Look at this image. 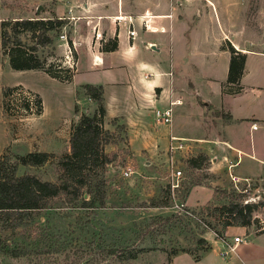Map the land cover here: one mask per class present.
Masks as SVG:
<instances>
[{"label":"rangeland","instance_id":"rangeland-1","mask_svg":"<svg viewBox=\"0 0 264 264\" xmlns=\"http://www.w3.org/2000/svg\"><path fill=\"white\" fill-rule=\"evenodd\" d=\"M57 1L0 0L3 19L8 20L7 48L15 42H21L29 47L35 44L34 53L40 60L67 66L68 62L63 63L66 59L64 53L69 51H67V44L60 43L61 38H59L62 28L49 30L50 39L46 43H36L37 37L30 29H24L17 24L16 28L13 27L16 19L50 16L53 11L55 12ZM81 1L75 0L74 6L72 5L76 12L81 8ZM98 1L101 5H108L111 2V0ZM212 1L214 9L219 12L225 8L233 10L238 6L242 7L240 2L225 7L226 3L234 0ZM257 7V0H249L246 15L254 23H257L258 16H261ZM63 10L64 13H68V7L66 9L64 7ZM204 10H206L205 15L210 17L212 7L207 4ZM78 28V31H85L84 21H80ZM64 31L68 33V36L70 35L67 29L64 28ZM205 36L208 37V34ZM212 36V34L209 35L210 38ZM211 41L212 39L209 43ZM229 42L228 44L233 46L230 40ZM70 47L72 48L71 59L74 61L73 72H77L80 68L79 75L69 80L71 82L51 78L39 70L13 69L8 61H3L4 57L0 51V146L5 139L9 142L0 153L9 151L17 155L31 147H49L46 143L49 137L56 136L57 142V148L51 147L49 150L52 153L50 160L39 165L19 164L18 174L30 172L43 179L57 180L60 169L58 159L69 146L67 128L63 126L58 129L61 126L59 124L70 123L75 118V108L79 115L92 113L93 109L90 108L92 106L96 108V102L87 98L86 90L80 84L86 80L84 60L87 46L84 42H78L75 49L71 44ZM254 63L264 69V59H258ZM15 84L33 93L36 92L30 88L40 93L43 101V112L40 117L36 116L37 113L23 110V105H18L17 111L6 107L10 104L14 106L19 95L17 90H14L3 96L1 89L6 85ZM120 122L119 120L117 123L120 124ZM103 126L111 130L110 137L116 138V142L111 139L104 145L107 152L116 153L115 159L107 165L105 171L107 183L104 201L88 205L87 200L90 195L85 192L75 198H71L70 195H61L53 198L50 206L0 217V244H2L0 245V264H222L224 260L237 258L240 255L248 259L243 251H238L240 255L236 252L230 255L212 252L199 263L186 253L188 251H182L186 249L193 254L202 253L201 246L196 242L202 226H197L194 216L189 223L184 216V208L188 207L199 214L200 206L205 202L196 206L186 205L183 193L185 185L189 182L208 184L212 177H217L207 168L211 162L210 157L202 161L198 167L189 166L187 158L200 153V148L194 149L191 140H184L189 152L179 155V160L174 164L181 173L179 187L172 188L170 185L172 174L168 168L167 157L165 160H154L143 150L134 153L124 129L111 124L109 120L104 121ZM253 132L257 146L263 147L264 125ZM251 138L253 139L246 129L243 141L249 142ZM219 158L222 159L220 156ZM233 159L231 158L229 162L234 161ZM226 161L224 159L222 163ZM125 166H130L132 170L128 175L122 172ZM260 166L257 158L245 153L240 158L239 164L232 168L234 173L254 171L250 178L241 177L236 187L228 175L229 171L224 169L221 174L222 177L227 178V184L225 187L215 185L219 188L241 190L243 194L239 200L257 203L252 210V222L249 225H243L246 232H254L264 227V177ZM219 177H221L220 174ZM227 194L218 190L212 200L216 203L227 202L229 199ZM151 197H160V200L169 199L172 204L169 206L146 205L149 204ZM173 212H180L184 219L180 221L176 219L175 223L172 220L173 224L162 222L160 219H153L150 222L154 216H168ZM243 237L244 240L250 238ZM262 242H264V235L253 239L252 244L250 243L246 248L253 253ZM191 252L189 253L192 254Z\"/></svg>","mask_w":264,"mask_h":264},{"label":"crops","instance_id":"crops-1","mask_svg":"<svg viewBox=\"0 0 264 264\" xmlns=\"http://www.w3.org/2000/svg\"><path fill=\"white\" fill-rule=\"evenodd\" d=\"M74 1L58 0L54 8L56 14H67L63 8L73 7ZM81 2L78 12L75 8H72V12L82 16L74 26L67 24L66 29L70 37L87 46L84 60L86 80L80 84L101 85L104 121L118 117L125 124L131 150L134 153L143 150L154 160L169 159L167 144L170 133L191 140L194 149L199 147V152L210 157L207 168L217 177H212L208 184L193 183L184 197V204L196 206L212 200L215 185L225 187L227 184V178L222 177L221 171L225 169L234 173L233 168L245 153L257 158L264 177V146H257L253 134V131L264 125V69L254 63L264 59L263 0H257V11L261 13L257 23L247 18L249 0L226 3L225 7H228L240 2L242 7L233 10L225 8L221 12L214 9L212 0H111L108 5H101L98 0ZM207 4L212 7L210 17L205 15ZM144 13L149 15V22L157 26V30L142 27L139 16ZM119 15L133 18L136 31L133 39L126 35L127 17L125 21L118 20ZM2 19L3 13L0 11ZM81 20L85 23L84 32L78 31ZM95 22H98L103 32L104 40L94 38L92 25ZM211 34L212 38L209 37ZM114 36L117 37V47L102 50L101 44ZM229 40L245 48L242 50L245 62L240 77L241 89L237 92H232L227 83L231 56ZM244 41L248 45L245 46ZM60 43L64 41L61 39ZM96 55L98 59L94 60ZM2 56L3 61L7 62V55L2 53ZM31 69L55 78L41 68L18 70ZM79 73L80 68L73 77L76 78ZM30 89L41 97L38 91ZM87 98L91 100L89 96ZM170 98L177 100L173 104L172 120L170 123L160 122L155 116V108L165 107ZM90 108L94 110L95 106ZM42 112L43 101L42 111L36 116L40 117ZM77 116L75 113L70 123L59 124L61 126L58 129L63 126L67 128L68 140L71 124ZM254 121L257 123L256 128L251 127ZM246 129L253 137L249 142L243 141ZM55 139L56 136L48 138L46 143L49 147H31L26 151H49L51 147L56 149ZM7 143L5 139L0 151ZM68 150L69 146L65 151ZM219 156L226 159V163H222ZM231 158L234 161L228 167ZM253 172L234 174L239 178H250ZM236 232L250 238L235 242L233 237ZM203 235L211 243L210 249L203 252L199 259L186 252L199 263L212 252L229 255L236 252L240 255L238 251H243L248 259L240 255L228 258L222 264H264V242L254 249L255 255L246 248L253 239L264 235V230L246 232L243 225H228L224 231L225 239L215 237L211 230H206Z\"/></svg>","mask_w":264,"mask_h":264},{"label":"trees","instance_id":"trees-1","mask_svg":"<svg viewBox=\"0 0 264 264\" xmlns=\"http://www.w3.org/2000/svg\"><path fill=\"white\" fill-rule=\"evenodd\" d=\"M7 21V19L0 20V43L1 51L7 55L9 65L13 69L41 68L50 76L61 81L73 79L74 69L63 66L60 63L40 60L34 53L35 44L29 47L21 42H15V44L7 48ZM64 23L65 20L59 18L56 12L53 11L50 16L16 19L13 27L16 28L17 24L24 29H30L33 35L37 37L36 43H46L50 39L48 31L51 29L61 30ZM116 47V36L108 38L101 45L102 50H112ZM233 47L229 45L231 56L227 83L230 84L232 92H237L241 89L240 77L244 68L245 53ZM81 86L86 90V96L96 102V108L92 113H80V115L75 108V113L78 116L71 124L69 151H64L58 159L60 169L57 180L43 179L30 172L17 173L19 164L39 165L50 160L52 153L49 151L30 150L17 155L9 151L0 153V217H8L16 212L23 213L24 211L38 210L50 206L51 200L61 195H70L71 198H75L85 192L90 195L89 200H87L88 205L104 201L107 183L105 171L107 165L116 156L114 151L107 152L104 145L111 139L116 142V138L114 136L110 137L111 130L103 126L105 108L101 85L84 83ZM18 88H20L19 84L6 85L1 89L2 95L4 96L9 92L12 93ZM31 93L33 95L31 103L29 100L19 96L14 106L10 104V106L6 105V107L8 106V108H13L17 111L18 105H23V110H27V112L40 113L42 111L41 97L38 93ZM19 98L21 101L18 100ZM3 105L5 106L4 102ZM31 105L34 107L33 109H31ZM109 122L125 130V124L117 123L119 122L118 117H112ZM208 159L209 156L206 153L200 152L188 157L186 161L189 166L198 167L202 161ZM193 183L199 182L194 181L186 184L183 196L187 194ZM218 190L228 193L229 199L227 202L216 203L213 200H208L200 206L199 214H196L193 209L184 208V216L187 221L191 223V217L194 216L197 226H202L199 236L196 237V242L201 246L202 253L211 247V243L203 235L206 230L213 231L215 237L225 239V228L228 225H249L252 222V210L257 206L256 202H242L239 200L243 194L241 190L216 187L215 192ZM171 204L169 199L160 200V197H151L149 204L146 205L169 206ZM180 212H173L168 216H154L150 222L153 219H160L162 222L173 224L172 220L175 223L176 219L180 221L184 217ZM262 230H264V227L258 228L254 232ZM182 251L191 252L186 249ZM201 254H193V257L199 259Z\"/></svg>","mask_w":264,"mask_h":264},{"label":"built area","instance_id":"built-area-1","mask_svg":"<svg viewBox=\"0 0 264 264\" xmlns=\"http://www.w3.org/2000/svg\"><path fill=\"white\" fill-rule=\"evenodd\" d=\"M80 16H82V14H74L72 12V7H68V13L67 14H63V15H58L59 18H62L65 20V23L62 25V31H60L59 33V38H61L66 44H67V51L64 53L65 56V61L63 63L68 62V64H66V67H69L71 69H74V61L71 59L72 57V48L70 47V44L72 45V47L75 49V45L76 43H78V41H75L73 39V37H70V35L68 36V33H66L64 31V28L66 29L67 24L71 23L72 26L75 25V22L80 18ZM127 17V36L130 38H134L136 31L133 27V18L131 16H124V15H119L118 16V20H123L125 21V18ZM141 17V24L142 27L144 29H148L151 31H155L158 29L157 26L151 25V23L149 22L148 18L149 15L147 13L142 14ZM92 29L94 30V38L96 40H104V36H103V32L102 30L99 28L98 26V22H95L92 25ZM160 29H163L162 27H160ZM68 32V30H67ZM232 45L234 46V48L236 50H240L242 51L245 48L240 47L239 45L235 44L232 42ZM244 45H248L247 41H244ZM151 46V44H150ZM243 52V51H242ZM98 59V56H94V60ZM63 65V64H62ZM17 94L24 99L29 100V102L31 103V99L33 97L32 93L29 90L23 89V88H18L17 89ZM20 99V98H19ZM177 102V100H173V99H169L168 104L163 107V108H155V116L157 118V120H159L160 122L163 123H170L172 120V116H173V104H175ZM31 109H33L32 105H31ZM251 127L252 128H256L257 127V123L254 121L251 123ZM184 140H186L184 137H180V136H176L170 133L169 135V141L167 144V151L169 152V162H167L168 164V168L170 173L172 174V180L170 181V185L172 188L175 187H179L180 185V169L175 167V163L179 160V155H184L183 153H188V147H187V143L184 144ZM231 162H229L228 167H231ZM131 168L130 166H125V168L122 170L124 175H128L129 173H131ZM229 175L230 178L233 180L234 185L237 187V181L240 179L236 174H234L233 172L229 171ZM235 242H242L244 241V237L240 234H236L233 237Z\"/></svg>","mask_w":264,"mask_h":264},{"label":"water","instance_id":"water-1","mask_svg":"<svg viewBox=\"0 0 264 264\" xmlns=\"http://www.w3.org/2000/svg\"><path fill=\"white\" fill-rule=\"evenodd\" d=\"M153 46V45H152Z\"/></svg>","mask_w":264,"mask_h":264}]
</instances>
